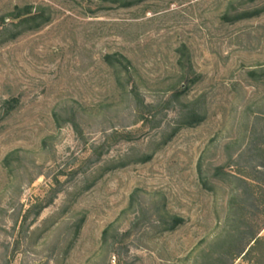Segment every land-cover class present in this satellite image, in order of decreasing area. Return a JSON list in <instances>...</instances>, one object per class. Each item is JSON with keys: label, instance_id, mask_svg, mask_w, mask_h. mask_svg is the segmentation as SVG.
<instances>
[{"label": "rangeland", "instance_id": "1", "mask_svg": "<svg viewBox=\"0 0 264 264\" xmlns=\"http://www.w3.org/2000/svg\"><path fill=\"white\" fill-rule=\"evenodd\" d=\"M25 4L50 19L0 35V264H256L264 0H0V16Z\"/></svg>", "mask_w": 264, "mask_h": 264}, {"label": "trees", "instance_id": "2", "mask_svg": "<svg viewBox=\"0 0 264 264\" xmlns=\"http://www.w3.org/2000/svg\"><path fill=\"white\" fill-rule=\"evenodd\" d=\"M112 3H120L119 5L121 7H130L138 2L140 0H111ZM250 1H257V0H250ZM49 16L46 14V10L42 7H34L31 4H25V5H15L12 7V9L7 12L5 15L0 16V35L3 37L5 33H10L8 36V39H14L16 36L20 35V33L26 32V31H33L39 29L42 25L46 24L49 21ZM9 20L11 21V26L14 28L11 32L7 29L3 28L5 25V21ZM7 30V31H6ZM115 57L106 56L104 60L111 65L112 67L115 66L114 60ZM251 77H256V74L251 73ZM17 104V100H11L7 102V105L9 106L8 109H12V107ZM202 117L200 114L195 110H191V112H188V114L183 115L182 123L184 126L187 127H193L195 125H198L201 121ZM46 207V204H37L35 208V217L39 216L41 211ZM173 227H177L182 220L180 218H173L172 220ZM106 232L104 231V234ZM251 242H253V245L248 248L247 252H244L242 258H244L249 251L255 250L259 245L262 244V239L258 238L256 235H254L251 238ZM256 264H264V255H261V258L259 260H256Z\"/></svg>", "mask_w": 264, "mask_h": 264}]
</instances>
